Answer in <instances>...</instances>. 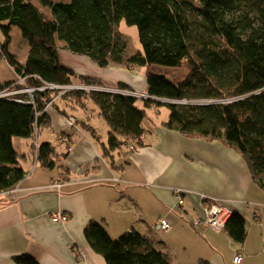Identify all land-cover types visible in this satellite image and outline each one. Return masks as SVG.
Here are the masks:
<instances>
[{
	"label": "trees",
	"instance_id": "16d2710c",
	"mask_svg": "<svg viewBox=\"0 0 264 264\" xmlns=\"http://www.w3.org/2000/svg\"><path fill=\"white\" fill-rule=\"evenodd\" d=\"M39 3L48 13L32 0H0V32L4 36L1 54L15 75L34 89L32 99L22 93L0 97V193L25 176L20 163L24 154L17 150L16 138L31 141L29 152H35L39 166L62 167V156L55 146L49 141L38 143L37 139L39 132L50 125L43 109L55 92L46 86L98 84V80L77 75L64 65L60 48L88 57L99 68L117 64L145 70V98L82 89L62 95L68 96L73 106H84L86 98L96 106L109 127L106 140L100 141L90 125H82L95 136L110 165L125 149L143 145L147 129L143 120L152 105L158 115L157 110L166 107L167 118L161 119L164 127L186 136L221 140L244 157L252 183L264 192V0ZM122 20L136 27L140 44L127 56V44L119 30ZM13 27L29 47L23 62L7 48ZM153 65L184 67L187 73L172 81L153 72ZM11 83L0 80V91ZM117 88L126 87L119 83ZM65 172L62 169V175ZM62 179L56 180L63 183ZM224 231L232 241L242 244L246 237L243 215L232 210ZM83 233L90 248L106 264H171L167 252L133 228L112 237L100 221L92 219ZM13 260L16 264H40L29 253L16 255Z\"/></svg>",
	"mask_w": 264,
	"mask_h": 264
},
{
	"label": "crops",
	"instance_id": "0c3cea01",
	"mask_svg": "<svg viewBox=\"0 0 264 264\" xmlns=\"http://www.w3.org/2000/svg\"><path fill=\"white\" fill-rule=\"evenodd\" d=\"M62 63L77 75L98 80L97 85L87 86L114 88L122 83L123 89L145 94V76L137 75L136 69L117 64L99 68L93 62L92 72H79ZM52 97L55 107L47 110L50 125L37 139L61 145L54 146L62 156V167L39 166L35 152H29L31 141L14 140L24 154L20 163L25 176L0 193V264H16L13 257L24 253L40 264H106L84 237V227L92 219L100 221L112 237L137 230L165 250L171 264H233L236 254L243 255L239 264H264V192L252 183L241 154L221 140L186 136L164 127L162 120H152V106L148 115L152 126L144 130L143 145L125 149L110 165L95 136L82 125H90L100 141L106 140L108 124L93 102L86 98L84 106H73L61 91ZM67 116L75 118L73 127L68 126ZM95 118L105 124L95 123ZM61 134L71 144L68 152L57 140ZM59 178L63 183L52 187ZM175 189L182 191L181 205L176 203ZM204 198H216L243 215L246 237L242 244L225 231L195 224L209 204ZM57 211L68 219L51 221ZM160 216L170 223L165 232L153 229Z\"/></svg>",
	"mask_w": 264,
	"mask_h": 264
},
{
	"label": "rangeland",
	"instance_id": "374dc122",
	"mask_svg": "<svg viewBox=\"0 0 264 264\" xmlns=\"http://www.w3.org/2000/svg\"><path fill=\"white\" fill-rule=\"evenodd\" d=\"M32 1L35 3H38V5L42 8V10L45 13H48V9L46 7H43L39 3V0H32ZM119 30L122 33V35L124 36V39H125L126 44H127L126 51H125L126 56L140 48V44H139L138 36H137V29L134 25H127L122 20L119 23ZM3 39H4V36L0 32V43L3 41ZM7 48L12 54H14L16 60H18L20 62H23L25 60L29 47H28V44L25 42V40L21 37L20 32L16 27H13L11 32H10V43L8 44ZM59 57H60L62 62L71 64L76 71H79V72H81V71L92 72L93 71L91 68V67H93V65H92L93 62L88 57H86L84 55L74 54L65 48H60L59 49ZM87 65H89V66H87ZM125 67H127V66H125ZM132 67H127V68L136 69L135 73L139 76L144 75L145 70L143 67H141V68H137V67L132 68ZM137 69H138V72H137ZM150 69L153 72L160 73V74L167 76L172 81H178V80L182 79L187 73V69L184 67L174 68V67H165V66L153 65L150 67ZM0 80L1 81L12 80L11 85L6 87V89H4L3 91H5V92L17 91V92H14V94L12 95V96H17V97L21 93L22 94H28L30 99H32V91L34 89L31 87H27L26 86L27 82L24 79L21 80L20 78H18L15 75L12 68L10 67V65L8 64L6 59L1 54V49H0ZM14 85H20L22 87L19 89H16L14 87ZM71 85H74V84H71ZM75 85H79V84H75ZM28 89H30V90H28ZM51 90H53L55 92V94H57L58 91H61L62 95H65L71 91L67 87H61L60 89H51ZM82 90H87V89H82ZM142 95H145V94H142ZM137 97L145 98V97H142L140 95H138ZM48 101L49 102L47 104V106H48L47 110H52L53 107H55L53 97H51ZM154 109H155V107H154ZM47 110H46V108L43 109V111H47ZM167 114H168L167 108L163 107L160 109V113L158 116H157V114L155 115V113H154L152 120H154L156 118H157V121H159L161 119H165V118H167ZM68 117H71V116H68ZM94 121H95V123L100 122L101 124H105L104 123L105 120L103 121V119L98 121V119L95 118ZM143 126L145 128L152 126V121L149 119V117L144 118ZM103 137L105 139V137H106L105 133L103 134ZM56 143L57 142H54V145L61 147V145H58ZM63 148L65 149V147H63ZM162 251L165 252V250H163V249H162Z\"/></svg>",
	"mask_w": 264,
	"mask_h": 264
},
{
	"label": "built area",
	"instance_id": "2783aa9c",
	"mask_svg": "<svg viewBox=\"0 0 264 264\" xmlns=\"http://www.w3.org/2000/svg\"><path fill=\"white\" fill-rule=\"evenodd\" d=\"M50 86H59L60 88L67 87L69 90H73V89L105 90L106 89L105 91L114 92V93L116 92L122 93V94L133 93L129 90L117 88V87L103 88L101 86L96 87V86L71 85V84H67V85H51L50 84ZM14 92H17V91L5 92L2 90L0 91V97L12 96ZM140 96L146 97L145 95H142V94ZM48 102L45 104V107H44L46 108V110L48 108L47 106ZM74 122H75V118L73 116L67 118V124L69 127H73ZM57 140L65 144L67 151L71 150V144L69 142V139H67L66 136H62V135L58 136ZM36 148H37V143H36ZM60 185L61 183L58 182L57 180H54V182H52L51 184L52 187H59ZM174 192H175L176 203L179 205L183 204L184 198L182 196V191L180 189H175ZM204 200L207 201L209 204L207 206H204V215L201 219L197 220L195 224L197 226H204V227L211 228L212 230L216 232L224 231L226 222L230 216L232 209L228 205L220 203L216 198H206V199L204 198ZM67 219H68V215L60 211L53 212L51 214V221L53 222H59V221L65 222ZM153 229L155 232H165L170 229V223L164 216H160L154 221ZM242 258H243L242 254H236L232 258V263L239 264L242 261Z\"/></svg>",
	"mask_w": 264,
	"mask_h": 264
},
{
	"label": "water",
	"instance_id": "95a60500",
	"mask_svg": "<svg viewBox=\"0 0 264 264\" xmlns=\"http://www.w3.org/2000/svg\"><path fill=\"white\" fill-rule=\"evenodd\" d=\"M47 88H51V89H60V87L59 86H50V85H47L46 86ZM103 88H106V87H103ZM106 90V89H105ZM104 90V91H105ZM108 92V91H107ZM128 95H133V96H137L136 94H133V93H128ZM205 103H207L206 101H199L198 102V104H205Z\"/></svg>",
	"mask_w": 264,
	"mask_h": 264
}]
</instances>
